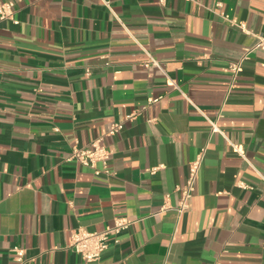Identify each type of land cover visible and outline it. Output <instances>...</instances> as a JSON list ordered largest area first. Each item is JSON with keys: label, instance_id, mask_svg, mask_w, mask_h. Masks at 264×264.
Instances as JSON below:
<instances>
[{"label": "crops", "instance_id": "1", "mask_svg": "<svg viewBox=\"0 0 264 264\" xmlns=\"http://www.w3.org/2000/svg\"><path fill=\"white\" fill-rule=\"evenodd\" d=\"M161 1L0 0V264H264V0ZM99 138L110 178L70 159ZM119 217L99 262L71 249Z\"/></svg>", "mask_w": 264, "mask_h": 264}, {"label": "built area", "instance_id": "2", "mask_svg": "<svg viewBox=\"0 0 264 264\" xmlns=\"http://www.w3.org/2000/svg\"><path fill=\"white\" fill-rule=\"evenodd\" d=\"M161 2H164L163 0ZM15 4L13 2L0 3V20H11L14 24H19V21L15 18ZM232 25L238 26L246 31L244 24H236V22L231 21ZM256 48H264V38H261ZM251 49L247 50L243 58L231 65V69L234 72L235 76L241 71L243 63L248 59ZM146 66H157L160 67L159 62L148 53V60ZM172 86L175 89H179L175 83H172ZM159 99H153L152 102H157ZM213 131H218L214 122H212ZM123 129L122 124H115L111 127L109 135L113 136L118 134ZM233 150L240 154L242 157H245V153L241 150L239 146L231 144ZM204 152H201L195 160H192L189 164V175L187 183L185 186L181 187L179 190L181 192V198L179 205L176 208L169 206L166 203L161 209L162 212H165L169 209H175L179 214H183L189 206V201L193 197L195 190V183L197 177L200 173L201 167L204 161ZM113 158L112 152L104 144L103 139L99 138L94 141L90 147H75L71 154L70 159L76 160L81 165L90 167L94 169V174L96 176H106L108 178L112 177L115 173L110 167V161ZM101 163L102 168L97 169L96 164ZM161 167L153 168L152 173H155ZM239 186L247 187L245 183L239 182ZM134 222L126 217H119L115 219L114 225L107 227L102 231H86L83 229L77 230L72 235L71 240V249L78 253L87 263H96L99 262L104 254L110 249L111 245L117 244L120 242L121 234L126 231ZM15 254L16 264H26L25 251L15 246L12 249Z\"/></svg>", "mask_w": 264, "mask_h": 264}]
</instances>
